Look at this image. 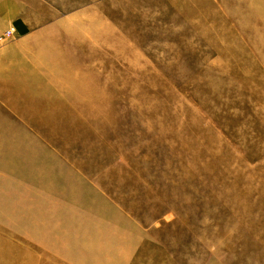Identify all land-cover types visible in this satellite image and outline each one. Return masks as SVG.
<instances>
[{"label":"rangeland","instance_id":"374dc122","mask_svg":"<svg viewBox=\"0 0 264 264\" xmlns=\"http://www.w3.org/2000/svg\"><path fill=\"white\" fill-rule=\"evenodd\" d=\"M24 3L67 92L0 130V264H264V0Z\"/></svg>","mask_w":264,"mask_h":264},{"label":"crops","instance_id":"0c3cea01","mask_svg":"<svg viewBox=\"0 0 264 264\" xmlns=\"http://www.w3.org/2000/svg\"><path fill=\"white\" fill-rule=\"evenodd\" d=\"M24 1L29 0H0V33L9 24H13L17 30L7 47L0 48V130H5L9 128L6 125L14 123L12 114L39 110L36 107L38 95L43 97L45 94L67 92L59 84L50 89L51 91L33 87L35 79L59 76L46 69L42 71L44 64L50 61L42 48L49 46L47 39L50 34L47 32L62 29L65 25L57 22L34 24L23 11ZM50 80L48 78L47 81ZM7 135L9 134L0 132V136Z\"/></svg>","mask_w":264,"mask_h":264},{"label":"built area","instance_id":"2783aa9c","mask_svg":"<svg viewBox=\"0 0 264 264\" xmlns=\"http://www.w3.org/2000/svg\"><path fill=\"white\" fill-rule=\"evenodd\" d=\"M14 32L15 29L13 26L6 27V30L0 34V43L5 42Z\"/></svg>","mask_w":264,"mask_h":264}]
</instances>
